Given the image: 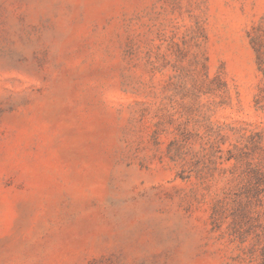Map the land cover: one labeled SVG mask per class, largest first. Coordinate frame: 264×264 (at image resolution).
<instances>
[{
	"label": "rangeland",
	"instance_id": "1",
	"mask_svg": "<svg viewBox=\"0 0 264 264\" xmlns=\"http://www.w3.org/2000/svg\"><path fill=\"white\" fill-rule=\"evenodd\" d=\"M0 264H264V0H0Z\"/></svg>",
	"mask_w": 264,
	"mask_h": 264
}]
</instances>
